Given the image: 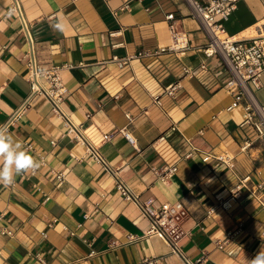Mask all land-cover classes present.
Returning <instances> with one entry per match:
<instances>
[{"label":"crops","instance_id":"obj_1","mask_svg":"<svg viewBox=\"0 0 264 264\" xmlns=\"http://www.w3.org/2000/svg\"><path fill=\"white\" fill-rule=\"evenodd\" d=\"M13 1L0 0V126L40 167L0 184V264H183L163 238L144 236L150 219L119 192L110 169L142 202L184 203L180 247L191 259L248 264L264 250V140L243 124L244 104L233 105L225 60L205 55L209 39L188 0H18L21 13ZM168 13L189 36L186 54L144 55L121 67L119 58L172 43ZM229 19V36L250 38L264 29V0H240ZM32 49L42 66L62 67V108L87 144L47 97L31 96ZM177 81V94L165 95ZM252 89L264 103V71ZM167 165L178 166L168 184L153 170ZM228 232L236 234L220 247Z\"/></svg>","mask_w":264,"mask_h":264},{"label":"built area","instance_id":"obj_2","mask_svg":"<svg viewBox=\"0 0 264 264\" xmlns=\"http://www.w3.org/2000/svg\"><path fill=\"white\" fill-rule=\"evenodd\" d=\"M142 1V0H141ZM192 6L193 16L197 17L202 24V27L207 35L208 43L203 47L205 55L209 58L213 56H220L223 58L229 68L231 78L226 83L225 87L231 93H235V102L233 105L243 103L246 111L245 121L243 124H253L255 129L259 132V137L264 140V103H260L253 87L261 85L262 72L264 71V29H258L257 33L250 36V38H236L227 34L225 22L229 21L231 14L237 9L240 0H188ZM124 8H129L127 2ZM12 9L21 13V5L18 0L13 1ZM166 19L169 23V28L172 34V43L163 46L154 51H141L135 55H130L125 58L117 59L119 65L124 67L130 60L135 57L144 55H157L161 52H174L178 55H184L191 48V43L188 34L179 30L176 24V15L168 13ZM30 41V35L27 25L25 26ZM33 46V45H32ZM29 59V75L28 80L31 84V96L41 94L48 98L52 104V110L59 117L66 119L70 129L75 132L78 140L87 144L86 139L76 128L68 115L62 108L65 95L68 92L67 86L64 84L60 73V66L45 67L39 64L35 58L34 51H31ZM45 79L47 84L42 80ZM182 87L180 81L175 82L164 92L165 95L174 97L179 89ZM162 94L154 96V102L162 105ZM26 104L20 109L25 108ZM229 107L231 109L233 107ZM125 138L132 144L136 145L137 139L133 132L123 127L120 130ZM162 136L160 139H164ZM54 144L56 142H53ZM89 152L98 161L107 165L103 155L94 148L91 144L88 145ZM189 152L186 156H191ZM220 160L227 162L224 157L220 156ZM228 163V162H227ZM108 167V165H107ZM110 168V167H109ZM155 174L158 178L168 184L178 172L177 165L154 167ZM110 171L115 175L117 180V188L123 197L127 200L136 202L142 209L144 215L150 219V226L145 231L144 236H159L169 243L173 252L179 254L183 260V264H202L203 258L196 260L188 257L180 247V241L188 234L184 227L185 221L189 215L184 203L166 202L160 206L154 204L153 201L148 200L142 202L137 194L129 187V185L121 179L112 169ZM245 178L241 184L238 185L239 191L242 188ZM261 188V185L259 186ZM239 191L232 193L221 205L225 209L232 208V201L237 198ZM10 232V231H9ZM238 232V230L236 231ZM236 232H228L226 239H218L220 247H224L227 241L232 238ZM264 236V231H263ZM143 237V236H142ZM141 238L136 234H129L130 240ZM144 263L152 264L153 261L146 259Z\"/></svg>","mask_w":264,"mask_h":264},{"label":"clouds","instance_id":"obj_3","mask_svg":"<svg viewBox=\"0 0 264 264\" xmlns=\"http://www.w3.org/2000/svg\"><path fill=\"white\" fill-rule=\"evenodd\" d=\"M63 27L62 23L54 25L55 29L61 31ZM39 167V162L22 149L21 143L15 141L5 127L0 126V184L10 186L16 176ZM248 264H264V250L259 251Z\"/></svg>","mask_w":264,"mask_h":264}]
</instances>
